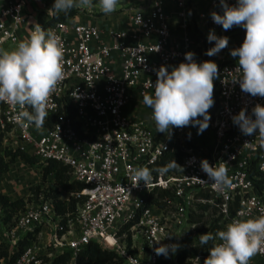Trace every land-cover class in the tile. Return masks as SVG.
<instances>
[{
    "label": "built area",
    "instance_id": "2783aa9c",
    "mask_svg": "<svg viewBox=\"0 0 264 264\" xmlns=\"http://www.w3.org/2000/svg\"><path fill=\"white\" fill-rule=\"evenodd\" d=\"M226 2L236 4V0ZM27 3L0 0V49L17 46L25 27L29 36L34 31L38 23L30 27L34 14ZM168 7L167 0H147L144 7L135 8L128 16V30H101L92 24L67 22H56L45 29L59 35L65 47V79L48 104V116L56 117L55 125L51 129L27 123L21 127L14 122L16 112L11 106L0 102V129L4 140L12 137L17 141L15 146L10 143L6 147L29 152L40 163L52 159L69 166L71 178L84 185L77 194L84 200L74 217L64 222L52 209L51 201L29 203L10 227L0 208V249L8 255L17 253L13 260L0 257V264H49L65 251L71 255L68 264H74L77 253L91 241L114 251L124 264H158L160 260L178 264L175 254L191 245L195 224L187 222V215L197 204L208 203L216 209L215 216H220L218 231L235 220L264 215V188H255L259 175H264V148L260 147L264 139L243 135L231 120L241 108L251 115L256 104L264 105V97H252L242 92L238 83H231L240 73L230 50L241 42L231 45L229 41L218 54L205 55L214 44L207 40L210 30L217 36L230 37L242 32V27L225 31L213 22L212 11L223 13L220 0H174L180 31L174 38ZM189 26L201 33L197 41L189 35ZM188 51L195 53L197 63L213 58L218 66L215 109L209 114L207 127L212 140L206 148H196L194 142L186 143L192 126L173 127L171 137L184 153L179 164L184 171L165 173L156 164L168 149V135L155 131L151 109L146 119L131 123L126 108L133 96L143 102L145 94H153L157 70L164 66L170 71L186 62ZM201 159L213 167L226 163L232 188H214L200 168ZM143 166L153 170V180L147 187L143 182L133 187L132 170ZM251 168L255 171L252 176ZM158 190L171 192V197L164 199L167 211L145 207L146 197ZM205 191L215 200L202 198L200 193ZM135 219L129 228L131 245L127 247L126 234L119 230ZM44 224L50 227L48 236L38 230L30 244L19 249L21 237ZM165 235L170 238L161 243L179 245L168 257L154 252V240ZM113 240L117 241L115 247ZM195 244L201 247L197 241ZM253 257L264 264V248ZM202 258L196 257L193 264H200Z\"/></svg>",
    "mask_w": 264,
    "mask_h": 264
},
{
    "label": "clouds",
    "instance_id": "9594fccd",
    "mask_svg": "<svg viewBox=\"0 0 264 264\" xmlns=\"http://www.w3.org/2000/svg\"><path fill=\"white\" fill-rule=\"evenodd\" d=\"M119 0H98V7L104 15L117 11ZM97 5L93 0H53L49 14L58 16L68 14L72 9H91ZM223 13L211 12L214 23L225 31L234 26L242 27L245 36L239 47L230 50L237 58L240 75L233 77L231 83L239 84L242 92L252 97H264V0H236L235 6L220 0ZM213 46L205 55L214 56L228 47L227 36H217L213 30L207 35ZM2 43V41H0ZM65 47L62 38L52 30H45L37 24L29 38L20 41L11 51L0 49V102L7 103L16 112L14 122L23 127L34 124L42 128L49 115L50 96L65 79ZM185 61L170 71L161 66L157 70L154 93L143 96V103L152 110L151 119L155 129L171 137L173 127L194 126L197 134H202L211 119L209 109L214 105V79L218 76V66L212 60L199 63L195 53H185ZM31 109V111H29ZM231 120L246 136L259 135L264 139V105L256 104L251 115L246 108L231 116ZM189 138L191 134L189 133ZM264 148V144L260 145ZM194 161L195 158L193 157ZM200 168L216 189L232 188L226 163L213 167L206 159H201ZM184 171L175 160L166 164L161 172ZM153 170L143 166L132 170L133 187L143 182L147 187L153 180ZM195 227V226H194ZM170 238L165 235L155 241L156 255L168 257L179 248L178 244H164ZM213 243L203 264H249V261L264 248V215L238 219L228 224L225 230L203 233L199 245ZM113 247L117 241H112Z\"/></svg>",
    "mask_w": 264,
    "mask_h": 264
},
{
    "label": "trees",
    "instance_id": "16d2710c",
    "mask_svg": "<svg viewBox=\"0 0 264 264\" xmlns=\"http://www.w3.org/2000/svg\"><path fill=\"white\" fill-rule=\"evenodd\" d=\"M78 11L79 9L74 8L68 14L61 13L58 16L50 15L44 22L41 23V27L47 29L56 22H67V20L71 17H74ZM187 31L194 41H197L201 37V33L197 29H192L189 26ZM238 35H241L243 41L245 30L242 28V32H238V34H232L230 37H228L229 41L232 37ZM242 41L240 42L242 43ZM213 83L215 86V80ZM213 98H216L215 90L213 93ZM68 106L70 105L68 104ZM68 109L70 111V115L73 116L71 107ZM29 111H31V109H29ZM55 122V116H48L44 123V127L51 129L55 125ZM74 129L76 130V133L80 135L76 125H74ZM5 130H9V127H6ZM188 134L186 135V143L189 145L192 144L193 137L191 134L189 138ZM3 141L4 131L0 129V179L9 172L10 166L14 164L17 159H19L27 165H39L38 174L40 176V182H46L47 178L51 177L53 184L57 187V190H53L49 187L41 188L40 185L30 186V193L27 198L17 199H10L7 195L0 191V208L6 213L4 219L6 225L8 227L13 226L16 217L25 210L29 203H42L45 201H51L53 207L52 209L56 215L61 216L63 222L69 218H73L77 210V206L84 200L83 196L77 195L84 188V185L71 178V170L69 166L60 161L52 159L46 160L44 163H40L37 158L29 155L25 151H22L18 148L10 149L8 147H3ZM183 155L184 153L180 146L174 141L173 137H171L168 140V149L162 153L159 162L156 164V168L162 169L172 160H175L178 164H180ZM174 171L177 170H170L167 173ZM254 174L255 171L253 168H251L250 175L252 176ZM255 188L257 191L264 188V175H259V180L255 181ZM62 194H64L66 197L62 198ZM200 196L207 200H215L214 195L209 191L201 192ZM170 197L171 192L169 190L154 191L146 197L145 207L152 206L154 209H158V211L159 209L166 210V202L164 199ZM215 215L216 209L208 203L197 204L195 206V210L190 208V211L187 215V222L195 224L194 235L191 238V245L189 247L180 249L175 254V259L177 260L178 264H193V260L198 256L203 257L200 260V264H203L204 259L209 255L208 249L212 246L214 241H210L208 245L201 247L196 245L195 241L199 243L200 235L205 232L212 233L213 235L217 233L220 227L218 223L220 216ZM203 220L206 222V227L200 226V223H202ZM135 221L136 219L124 224L119 230V233L126 234L127 247H130L131 245L129 228L135 223ZM38 230L39 227H37L34 232H30L21 237L18 242L19 249L30 244L31 240L35 238V233ZM16 256L17 253H11L8 255V252L0 249V257H3L6 261L13 260ZM70 257V251H65L62 254L53 257L49 264H68ZM45 260L48 262L47 258ZM74 264H124V262L114 251L105 249L96 242L91 241L84 245L77 253Z\"/></svg>",
    "mask_w": 264,
    "mask_h": 264
},
{
    "label": "rangeland",
    "instance_id": "374dc122",
    "mask_svg": "<svg viewBox=\"0 0 264 264\" xmlns=\"http://www.w3.org/2000/svg\"><path fill=\"white\" fill-rule=\"evenodd\" d=\"M147 3V0H119L118 2V9L114 13L110 15H104L99 7H98V0H93V4L97 5L96 7H93L91 9H79L76 16L79 20H88L89 22L85 21L87 24H92L101 30L104 29H114V30H128L129 29V22H128V16L132 13V11L135 8L144 7V5ZM171 4V6L168 7V5ZM52 7V5L50 6ZM167 7L166 11L169 16V20L171 23V26L173 27V24H177L179 20L176 18L174 11V0H167ZM49 17V15L47 16ZM39 20V19H37ZM36 20V21H37ZM75 20V19H74ZM73 20V21H74ZM40 24V23H38ZM70 25H73L74 23H68ZM36 25V24H34ZM209 60H212L216 63L215 59L210 58ZM214 99V98H213ZM213 106L209 109V114L212 111ZM150 108L147 107L142 101L138 99L137 96H133L131 101L129 102V105L126 108V114L128 116V120L131 123H135L139 121L140 119H146L149 116ZM155 129V128H154ZM191 134L193 139L196 138L195 146L198 148H206L205 141L208 140L209 143H211V133L209 132L208 128L202 132V134H197V128L192 126L190 128ZM155 131L158 133V131L155 129ZM201 144H204V146L201 147ZM27 153V152H26ZM29 155L33 156L31 153L28 152ZM23 163V162H22ZM25 163H23L19 168H17V172L20 174H28L27 167L24 169L23 166ZM27 166V165H26ZM34 167H31L33 171H31L32 174V184L30 186L40 185L41 188H52L53 190H57V187L53 184L52 178L48 177L46 182H40V176L38 174L39 165H33ZM14 164L11 166V171L14 172ZM29 168V167H28ZM11 172V174H13ZM8 174V173H7ZM11 182L9 179H1L0 180V186L1 188L7 186ZM26 192V190H25ZM54 192V191H53ZM29 187H28V193H25L27 195H23L22 198H27L29 195ZM66 196L62 194V198H65ZM40 199V198H38ZM167 211V210H166ZM169 211V209H168ZM171 211V210H170ZM213 216V215H211ZM10 223V222H9ZM205 220L200 223V226L206 227ZM255 264H263L262 262L257 261Z\"/></svg>",
    "mask_w": 264,
    "mask_h": 264
},
{
    "label": "crops",
    "instance_id": "0c3cea01",
    "mask_svg": "<svg viewBox=\"0 0 264 264\" xmlns=\"http://www.w3.org/2000/svg\"><path fill=\"white\" fill-rule=\"evenodd\" d=\"M52 4H53V0H28L27 9L34 14V21L30 23V27L31 26L33 27V25L37 24V23L41 24L42 22H44L47 19L48 15L49 16L51 15V14H49L48 9L51 8L50 6ZM77 18L78 17L75 15L74 17H71L70 19H68L67 23L77 24V23H86L85 21H87V23L89 22L88 20H84V19L81 20V18L78 20ZM37 19H39V20H37ZM171 29H172V35L174 38H177L180 36V31H179V28H178L176 23L173 24V27ZM28 38H29V30L27 27H25L19 33V42L27 40ZM240 41H242V37H241V35H238V36L232 37L230 40V43H231V45H233L234 43H237ZM16 47L17 46L7 45V46H5L4 50L11 51V50L15 49ZM213 108H214V106H213ZM213 108H212V111H213ZM16 142L17 141H15L14 138H12V137L7 138L3 142V147H6L10 143H13L12 146H15ZM193 142H194V145H196L195 144L196 138L193 139ZM208 143H209L208 140L205 141V145H207ZM202 146H204V144H201V147ZM22 164H23L22 161L17 159L14 162V166H16V167H14V172L11 171V166H12L11 165L8 174L1 177V179L5 178V179L11 180V182H9V184L7 186H5L3 188H1V186H0V191L2 193H4L5 195H7L10 199L22 198L23 195H27L25 193H28V187H30V185L32 184V182H31L32 181L31 171H33V170L31 167H34V166L24 164L25 166H23V167H24V169L27 167L28 174L27 173L26 174H20L17 172V168H19ZM11 172L13 174H11ZM25 190H26V192H25ZM39 230H41L42 234L45 237H47L49 232H50V227H48L47 225L44 224V225H41L39 227ZM257 261H259V260L256 257H252L251 263H249V264H255ZM259 262H261V261H259ZM158 264H168V263L165 260L164 261L160 260Z\"/></svg>",
    "mask_w": 264,
    "mask_h": 264
},
{
    "label": "water",
    "instance_id": "95a60500",
    "mask_svg": "<svg viewBox=\"0 0 264 264\" xmlns=\"http://www.w3.org/2000/svg\"><path fill=\"white\" fill-rule=\"evenodd\" d=\"M215 108H213V110H214Z\"/></svg>",
    "mask_w": 264,
    "mask_h": 264
}]
</instances>
